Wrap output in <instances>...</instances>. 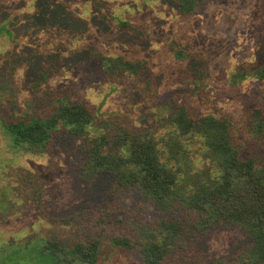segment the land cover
I'll list each match as a JSON object with an SVG mask.
<instances>
[{
	"label": "trees",
	"instance_id": "obj_1",
	"mask_svg": "<svg viewBox=\"0 0 264 264\" xmlns=\"http://www.w3.org/2000/svg\"><path fill=\"white\" fill-rule=\"evenodd\" d=\"M86 1L91 4L89 20L69 8L68 0H0V35L13 43L29 41L22 53L5 59L0 80L17 61L23 62L26 87L37 104L36 112L1 118L3 137L16 153H70L72 173L89 193L87 204L62 215L49 213L40 178L13 171L25 209L50 223L75 225L76 237H11L0 242V264H96L103 240L136 253L142 264H264V105L248 109L242 131L229 114L195 110L188 95L204 97L208 87L203 52L176 39L161 42L174 61L184 64L173 86L163 91V74L143 54L154 40L149 33L115 16L108 0ZM160 1L184 17L203 2ZM112 22L138 56L90 45L89 50H69L66 61L87 63L82 81L106 83L108 94L123 91L130 108L138 106L140 117L145 114L147 122L141 125H132L126 113L93 108L68 87L48 88L65 57L57 48L48 58L33 50L35 33L75 38L89 24L106 27ZM257 55L258 63L237 68L229 84L264 81V45ZM159 97L169 102L162 115L152 109ZM7 196L0 190V208ZM225 225L238 229L241 240L230 253L211 256L203 239Z\"/></svg>",
	"mask_w": 264,
	"mask_h": 264
},
{
	"label": "rangeland",
	"instance_id": "obj_2",
	"mask_svg": "<svg viewBox=\"0 0 264 264\" xmlns=\"http://www.w3.org/2000/svg\"><path fill=\"white\" fill-rule=\"evenodd\" d=\"M68 5L83 20L90 19L91 4L88 1L68 0ZM107 6L115 16L142 27L154 39L143 54L149 56L155 71L163 74V91L173 86L178 72L184 68V64L174 61L162 45L176 39L183 47L202 51L209 71L206 79L208 87L202 92L204 97L188 95L195 110L229 114L242 131L248 109L258 104L264 105V81L248 78L235 86L229 84L230 75L237 68L247 63H258L260 59L257 52L264 45V0H203L196 11L187 17L177 14L168 3L160 0H108ZM38 33L31 38L35 52L48 58L46 54L57 48L61 57H65L61 68L47 84L48 88L58 90L68 87L95 109L126 113L132 125L147 122L145 114L141 119L143 112L138 106L130 108L123 91L108 94L106 83L82 81L86 62L66 61L69 50H89L90 45L107 53H125L130 58L138 56V50H131L124 42L125 34L116 24L112 22L106 27L89 24L75 38L66 34ZM26 42L29 41L23 38L16 39L15 43L9 42L0 35V66L6 65V58L22 53ZM45 46L46 49L43 48ZM26 73V65L17 61L11 74L6 71L3 80H0V119L10 114L37 111L34 96L26 87ZM152 106L157 114L162 115V111H167L169 102L159 97ZM66 150L71 151V146L68 145ZM71 166L72 155L64 151L44 155L12 151L0 130V190L8 194L0 208V242L11 237L27 238L33 235L61 240L76 237L75 225L50 223L41 213L25 209L27 202L17 192L18 179L13 174V171L23 169L37 175L42 184L43 202L48 205L46 209L49 213L62 215L87 204L89 197L88 191L75 179ZM10 199H14V202H8ZM127 199L133 203L135 198L128 194ZM240 240V231L225 225L207 234L203 246L211 256H219L230 253ZM100 250L101 259L96 264H142L139 255L115 246L109 240H103Z\"/></svg>",
	"mask_w": 264,
	"mask_h": 264
}]
</instances>
